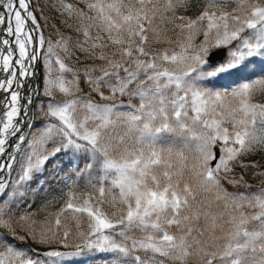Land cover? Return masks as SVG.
Returning a JSON list of instances; mask_svg holds the SVG:
<instances>
[{
	"label": "snow or ice",
	"instance_id": "1",
	"mask_svg": "<svg viewBox=\"0 0 264 264\" xmlns=\"http://www.w3.org/2000/svg\"><path fill=\"white\" fill-rule=\"evenodd\" d=\"M191 3L56 0L57 26L39 0H0V264H264V187H227L264 183L245 162L264 152V6ZM48 168L95 173L98 195L66 202L73 226L15 211Z\"/></svg>",
	"mask_w": 264,
	"mask_h": 264
},
{
	"label": "trees",
	"instance_id": "2",
	"mask_svg": "<svg viewBox=\"0 0 264 264\" xmlns=\"http://www.w3.org/2000/svg\"><path fill=\"white\" fill-rule=\"evenodd\" d=\"M207 5L208 0H192L189 10L185 13L181 12V14L195 18L203 9L207 7ZM172 29L173 25L171 24L168 35L175 37V32ZM68 34L74 35V33L71 32H68ZM159 47L169 46L162 45ZM77 55L80 56V60L83 61V56L79 53H77ZM72 66L81 67V64L76 61ZM81 87L83 88L85 87V85L81 83ZM54 172L55 170L53 168H48L45 171L44 176L48 178L46 181V188L40 190L35 194L30 193L29 200L32 201L31 207H28L26 204H21L18 208L15 209L18 215L30 214L33 220H35L37 223H40L41 216L44 214V211H50L53 208L58 209L64 201V195L66 191L68 192V190H70L72 187H77V189H79L81 192H83L84 188H87L86 191H93L95 187H98L96 183L95 173L92 174L91 180H89L87 176H83L79 179L78 182H74L72 184H63L62 179H58L57 181H53L51 179ZM69 225L73 226V224L70 222ZM70 237L69 242H72L73 240ZM25 247L35 248L36 245L30 243ZM72 264H115V261L113 259V254L93 252L91 254L76 258V260L73 261Z\"/></svg>",
	"mask_w": 264,
	"mask_h": 264
},
{
	"label": "rangeland",
	"instance_id": "3",
	"mask_svg": "<svg viewBox=\"0 0 264 264\" xmlns=\"http://www.w3.org/2000/svg\"><path fill=\"white\" fill-rule=\"evenodd\" d=\"M162 1L163 0H161V2ZM69 2L75 3L76 0H69ZM247 2L249 4H259L261 6H264V0H247ZM39 3H40V6L44 9V15L49 17L50 22L52 24L59 26L61 18L57 15L54 8L50 7V5H53L56 3V0H39ZM221 3L223 6L219 9H217L218 11L232 12L233 9H235L237 7L238 0H221ZM166 15H170V13L166 14ZM170 26H171V24L167 23V22L160 25V27L167 29L168 31L170 29ZM45 29H47L48 34H49V32H51V29H48L47 27H45ZM245 34L247 35V33H245ZM159 46H162V45H155L154 47H159ZM76 61L77 60L74 57L70 61V66H72L73 63ZM45 75H46V72L39 73V86L41 85V87L44 86ZM57 98L59 99L60 97L58 96ZM38 99L40 101H44L47 99V97L40 95L38 97ZM255 99L257 101L264 102V95H262L259 91H257L256 95H255ZM43 119L44 118L42 116L38 117L36 122L41 123L43 121ZM249 160H252V161H255L261 165H264V152L257 153V154L250 156V157L245 158V162H248ZM189 163H191V155H189ZM235 171L237 173H241L242 170L237 168ZM244 175H245V179L247 180L248 184H250L252 187L249 189H244V188L233 189L231 186L226 185L228 187L229 191H240V192L251 191V192H255L259 188L264 187V183H262V178L259 177L258 175H253L252 170H248L247 172L244 173ZM97 188L98 187H95V189L93 191H86L87 188H84L83 192H81L79 189H77V187H72L70 190H68V192L66 191V193L64 195V201L58 209L53 208L50 211H47V210L44 211V214L41 216V222L40 223H43L46 220L47 221L54 220L55 216L59 214L61 216L62 221L67 219V221H69L70 223L73 224V215H80V214H73L71 212V210L65 209L66 202L69 200V195L73 194L76 197V199L72 201L74 204H82L84 199H86L88 196H92L95 198L98 195ZM106 196H108L107 192H106ZM105 208H106V210H109V209H107V205H105ZM86 227H87V224L82 222L81 223V230H83ZM70 238L73 240L72 237H70Z\"/></svg>",
	"mask_w": 264,
	"mask_h": 264
},
{
	"label": "bare ground",
	"instance_id": "4",
	"mask_svg": "<svg viewBox=\"0 0 264 264\" xmlns=\"http://www.w3.org/2000/svg\"><path fill=\"white\" fill-rule=\"evenodd\" d=\"M185 13V12H184ZM31 87V85H29Z\"/></svg>",
	"mask_w": 264,
	"mask_h": 264
}]
</instances>
